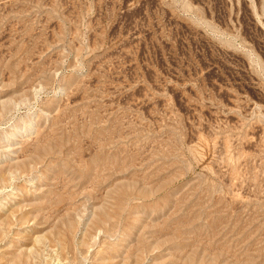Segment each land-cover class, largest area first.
<instances>
[{
  "label": "rangeland",
  "instance_id": "1",
  "mask_svg": "<svg viewBox=\"0 0 264 264\" xmlns=\"http://www.w3.org/2000/svg\"><path fill=\"white\" fill-rule=\"evenodd\" d=\"M0 264H264V0H0Z\"/></svg>",
  "mask_w": 264,
  "mask_h": 264
}]
</instances>
